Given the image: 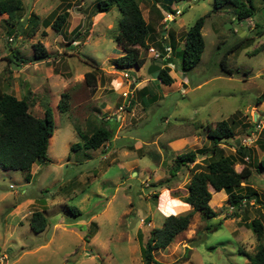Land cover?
<instances>
[{
	"label": "rangeland",
	"instance_id": "1",
	"mask_svg": "<svg viewBox=\"0 0 264 264\" xmlns=\"http://www.w3.org/2000/svg\"><path fill=\"white\" fill-rule=\"evenodd\" d=\"M95 1L21 0L19 17L38 18L32 35L7 26L0 15V94L27 97L28 111L38 118L49 106L54 125L48 159L35 163L29 181L19 171L0 169V254L6 256L0 264H144L141 248L149 231L160 227L165 216L191 209L181 196L192 171L203 169L209 159L204 150L211 141L205 127L221 120H226L233 136L216 149L235 156V171L243 165L251 168L241 185L251 187L256 199L244 200L235 210L223 190L208 186V204L217 216L203 219L200 212H193L187 228L166 250L152 254L161 264H250L240 251L252 254L258 243L264 244V169L258 163L264 160V98L256 102L264 90V1L251 0L252 15L237 21L230 7L212 12V0L172 2L171 7L179 10L172 20L163 10L159 13L158 5L152 7L151 0H139L141 14L153 28L147 42L163 36L162 42L170 44L169 35L175 41L168 63L173 81L159 82V87L146 73L151 60L144 49L139 48L145 61L138 70L131 68L130 77L112 65L122 52L114 40L119 14L113 6L92 15ZM64 9L68 16L61 31L43 25ZM201 16L204 47L199 62L182 72L178 54L182 37ZM7 28H12L10 33ZM239 41L237 49L227 51ZM35 42L43 45L48 57L26 62ZM14 50L17 59L10 57ZM223 56L231 75L220 69ZM93 68L94 82L89 86L84 72ZM129 89V96L123 97L121 93ZM62 92L68 94V105L60 112L56 104ZM151 95L154 100L148 101ZM120 105L122 110L116 112ZM98 125L113 129L109 140L96 149H69L81 142L79 134ZM251 130L253 142L239 152ZM189 149L202 152L170 177L176 154ZM165 178L169 187L158 185ZM66 206L80 214L70 215ZM35 210H42L47 219L38 233L28 225ZM253 218L263 227L260 240L245 226ZM214 224L213 230L205 229Z\"/></svg>",
	"mask_w": 264,
	"mask_h": 264
},
{
	"label": "trees",
	"instance_id": "2",
	"mask_svg": "<svg viewBox=\"0 0 264 264\" xmlns=\"http://www.w3.org/2000/svg\"><path fill=\"white\" fill-rule=\"evenodd\" d=\"M139 0H96L94 7L96 13L106 12L111 7H115L119 17L117 20V33L114 36L116 44L121 49L119 54L112 62V65L117 69L135 68L138 70L142 67L145 58L140 54V50L144 49L147 52L148 43H152L159 53L163 54V46L170 48V53L174 51L175 41L172 35L170 44L162 42V40L153 39L147 42V38L151 37L153 28L147 23L140 11ZM149 1V0H146ZM179 0H151L152 7H158L164 12L174 13L171 7L172 2ZM264 1V0H263ZM21 0H0V15H4L3 22L9 27H15L19 31H23L28 35H32L36 31L38 18L36 15L30 14L26 19L20 18L18 12L21 10ZM222 7H230L232 16L237 21L245 20L250 17L254 11L251 0H212L211 11H216ZM160 13V12H159ZM68 13L64 9L63 12L52 15L49 19L43 21L44 26L50 27L59 32L66 25ZM205 16V15H204ZM204 16L198 17L185 31L182 40V49L178 51L180 56L179 68L182 72H186L194 67L200 59L201 52L204 47V41L200 32L203 25ZM52 18V19H51ZM51 19V20H50ZM12 27V28H13ZM12 28H7L10 33ZM164 29V28H163ZM73 36L78 35L75 29L70 31ZM69 32V33H70ZM164 33V32H163ZM74 38V37H73ZM162 43V44H161ZM242 41L233 44L227 51L237 49ZM32 53L26 62H39L48 57V52L44 49L40 42H35L31 45ZM17 50L11 52L10 57L17 59ZM225 56L220 59V69L223 73L231 75V70L226 68ZM11 60V59H10ZM155 64L162 65L159 69L158 78L160 83L169 85L173 79L169 75L168 63L170 62V54L161 61L150 59ZM22 61V60H20ZM94 68L96 65L91 61ZM94 68L84 72V80L87 85H93ZM152 82V80H151ZM143 89V88H142ZM144 90V89H143ZM264 98V90L256 97V102H260ZM68 94L60 93L59 100L56 104L60 112L67 110ZM154 100V95H151L148 101ZM253 126V125H252ZM53 119L51 108L45 106L41 118L33 116L28 111L27 97L16 98L8 93L0 94V169L16 170L23 174L24 180L27 182L30 179V169L32 164L40 163L47 160V145L48 139L53 131ZM113 129L98 125L91 129L90 133L81 135V142L72 143L69 146L70 150L79 148L96 149L102 143L109 140L113 135ZM206 136L211 141L209 149L204 150L206 158H209L203 169L197 168L192 171L186 184L185 194L181 196V200L188 204L191 209L183 214H169L163 218L161 226L153 228L149 231L148 238L145 239L143 248H141V256L144 264H161L153 257V250H166V246L172 241L173 237L187 228L190 217L193 212H200L203 219L215 217L216 212L210 208L208 201L211 193L208 186L213 191L223 190L226 194L228 206L235 210L242 208L244 200L256 199V192L247 185L248 177L251 174V168L243 165L239 171L233 169L235 156L222 155L217 151V146L221 141L230 139L233 136L232 129L227 125L226 120H221L215 123L213 127H205ZM243 148L238 146L240 152ZM199 149H189L176 154L174 157V166L169 171V176L174 177L178 168L194 162L197 153H201ZM216 155V157H212ZM212 157V158H211ZM259 168L264 169V160H259ZM196 164V163H194ZM256 169V168H255ZM169 178L159 181L158 185L164 184L168 186ZM242 186V187H241ZM244 186V187H243ZM243 189V192H242ZM172 194L177 195L176 192ZM152 196H156L155 193ZM66 210L70 215L76 217L80 212L74 207L66 206ZM47 224V219L42 210L32 211L28 217L29 228L38 233L41 232ZM245 226L249 228L257 240L263 235V227L259 219L253 218ZM216 224L205 226V229L212 230ZM157 251V250H156ZM240 253L247 259L250 264H264V244L258 243L255 251L252 254Z\"/></svg>",
	"mask_w": 264,
	"mask_h": 264
},
{
	"label": "built area",
	"instance_id": "3",
	"mask_svg": "<svg viewBox=\"0 0 264 264\" xmlns=\"http://www.w3.org/2000/svg\"><path fill=\"white\" fill-rule=\"evenodd\" d=\"M175 14L176 13H178V10H175V12H174ZM165 17H169L170 19H172L174 16L172 15V14H168V13H166L165 14ZM164 20H168V19H166V18H164ZM147 53H148V55L150 56V58L151 59H154V60H156V61H161V60H164L168 55H169V53H170V48L168 47V46H163V54L161 55L160 53H159V51L156 49V48H154V47H152V46H150V47H148L147 48ZM122 72H123V77H130L129 75H128V70L127 69H122L121 70ZM126 78H124V79H126ZM134 79H132V81H133ZM127 93L128 94H130L131 92H130V90H126V91H123L122 93H121V95L123 96V97H128L129 95H127ZM118 109H121V107H118ZM258 124H255V127H254V130H257L258 129ZM251 132H252V130L250 131V133H248L247 135H245L244 137H243V139H242V141H241V145L242 146H249L250 145V143H252L253 142V138L251 137L252 135H251ZM245 158H246V156H245ZM142 222H143V220L142 219H140V224H142ZM148 224V223H147ZM5 255L4 254H0V263H2V261L5 259Z\"/></svg>",
	"mask_w": 264,
	"mask_h": 264
},
{
	"label": "water",
	"instance_id": "4",
	"mask_svg": "<svg viewBox=\"0 0 264 264\" xmlns=\"http://www.w3.org/2000/svg\"><path fill=\"white\" fill-rule=\"evenodd\" d=\"M171 22V21H170ZM160 66L155 63H150L146 68V73L149 75L152 82L156 85V87H159V73Z\"/></svg>",
	"mask_w": 264,
	"mask_h": 264
},
{
	"label": "clouds",
	"instance_id": "5",
	"mask_svg": "<svg viewBox=\"0 0 264 264\" xmlns=\"http://www.w3.org/2000/svg\"><path fill=\"white\" fill-rule=\"evenodd\" d=\"M175 10H178V9H174V12H175ZM166 13H168V12H165V14H166ZM165 14H164V16H165ZM168 14H172L173 16H174V15H179V10H178V13H176V14H175V13H168ZM173 18H174V17H173ZM173 18H172V19H173ZM163 19H164V17H163ZM172 19H171V20H172ZM169 20H170V19H169ZM169 54H170V53H169ZM149 57H150V56H149ZM150 59H151V58H150ZM150 63H154V62H150ZM157 65H158V64H157ZM167 65H168V64H167ZM159 66L162 67V65H159ZM124 69H127L128 71H130V68H124ZM120 70H122V69H120ZM134 82H135V80H133L131 83H134ZM129 84H130V83H129ZM129 90H130V92H131L132 89H129ZM118 107H121V109H118V108H117V109H116V112L122 110V105H120V106H118ZM5 258H6V257H5Z\"/></svg>",
	"mask_w": 264,
	"mask_h": 264
},
{
	"label": "crops",
	"instance_id": "6",
	"mask_svg": "<svg viewBox=\"0 0 264 264\" xmlns=\"http://www.w3.org/2000/svg\"><path fill=\"white\" fill-rule=\"evenodd\" d=\"M162 12H163V11L161 10L160 13H162ZM120 54H121V53H120ZM135 163H136V162H135ZM34 165H35V163L32 164L31 169H30L31 171H32V167H33ZM35 167H36V166H35ZM210 188H211V187H210ZM211 189H212V188H211ZM182 202H183V201H182ZM183 203H184V202H183ZM183 203H182V204H183ZM185 204H186V203H185ZM216 216H217V215H216ZM186 247H187V245L185 246V248H186ZM160 249H163V248H160Z\"/></svg>",
	"mask_w": 264,
	"mask_h": 264
}]
</instances>
